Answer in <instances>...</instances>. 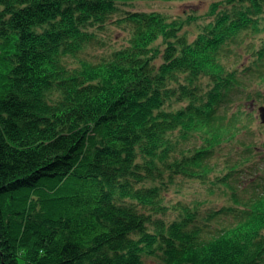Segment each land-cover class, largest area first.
<instances>
[{
    "label": "trees",
    "instance_id": "16d2710c",
    "mask_svg": "<svg viewBox=\"0 0 264 264\" xmlns=\"http://www.w3.org/2000/svg\"><path fill=\"white\" fill-rule=\"evenodd\" d=\"M130 1L0 0V264H264V187L234 194L242 208H225L234 222L212 234L183 205L169 225L154 220L163 186L144 185L204 182L216 148L254 123L235 104L246 80L264 81V39L252 49L264 0L214 3L192 43L159 13L111 22ZM108 24L128 29L127 45L79 58ZM171 99L188 104L168 110Z\"/></svg>",
    "mask_w": 264,
    "mask_h": 264
},
{
    "label": "rangeland",
    "instance_id": "374dc122",
    "mask_svg": "<svg viewBox=\"0 0 264 264\" xmlns=\"http://www.w3.org/2000/svg\"><path fill=\"white\" fill-rule=\"evenodd\" d=\"M225 1L227 0H175L169 2L134 0L119 5L111 22H115L126 12L159 13L169 22L176 21L183 26L179 36L186 37L187 41L192 43L198 34L213 22L212 5L219 3L222 7ZM90 30L96 34L99 44H95V41L91 42L88 47H85V51L79 55V58L91 62H96L101 57L107 56L113 49L126 46L130 37L127 28H120L114 24H108L103 30H94L93 28ZM261 39H264V36L256 38V47H252V49L260 47ZM165 44V40L160 38L152 47L155 50L163 51ZM236 51L240 56L244 55L240 58V64L249 65L253 62L254 59L249 57L250 53L246 55L245 48L241 47ZM67 60L69 66H78L77 61L71 57H68ZM201 85L204 92L209 90L206 78L201 81ZM242 91H244L243 99L241 102H236L235 105L245 112H250L255 119H252L254 123H251L250 129L240 132L239 136L231 143L216 148L212 157V165H210L213 171L204 182L184 175L171 177L169 173H166L164 180L161 178L144 183L146 187L163 186L162 206L167 211L154 215V220L158 219L169 225L179 219L180 212L177 209L183 205L191 208L198 225H208L207 230L214 234L218 227L234 222L233 215L225 212V208H242L234 204L232 200L234 194L237 199H247L257 190L260 191L257 185L264 187V169H262L264 167V124L261 123L258 113V108L264 106V81L261 79L257 82L246 80ZM245 94L247 95L244 96ZM184 104H188V101L179 102L176 99H171L166 108L172 110L180 108ZM246 122L244 121V123ZM200 144L203 142L196 138H192L190 142V146H199ZM241 144H252L253 152L241 147ZM246 154H249V158H244ZM137 162L143 163L144 160L138 159ZM142 211L148 214L145 209ZM148 227L150 231L154 229L153 226L148 225ZM262 235L264 237V231ZM144 260L146 264H158L157 257H148Z\"/></svg>",
    "mask_w": 264,
    "mask_h": 264
},
{
    "label": "water",
    "instance_id": "95a60500",
    "mask_svg": "<svg viewBox=\"0 0 264 264\" xmlns=\"http://www.w3.org/2000/svg\"><path fill=\"white\" fill-rule=\"evenodd\" d=\"M259 116H260V119H261V122L262 124H264V106H261L259 109Z\"/></svg>",
    "mask_w": 264,
    "mask_h": 264
}]
</instances>
